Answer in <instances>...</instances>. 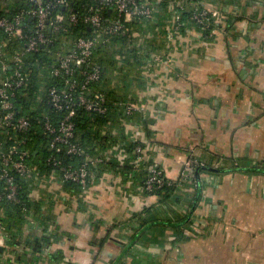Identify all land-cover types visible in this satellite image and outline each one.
Instances as JSON below:
<instances>
[{
    "label": "crops",
    "instance_id": "obj_1",
    "mask_svg": "<svg viewBox=\"0 0 264 264\" xmlns=\"http://www.w3.org/2000/svg\"><path fill=\"white\" fill-rule=\"evenodd\" d=\"M205 3L220 11L212 40L194 29L175 37L160 50L167 64L144 67L133 86L151 136L125 124L169 179L189 154L210 163L196 189L185 183L183 200L164 204L132 173L105 171L80 192L42 180L31 195L52 203L55 225L26 223L0 264H264V0ZM117 144L121 164L131 155Z\"/></svg>",
    "mask_w": 264,
    "mask_h": 264
},
{
    "label": "trees",
    "instance_id": "obj_2",
    "mask_svg": "<svg viewBox=\"0 0 264 264\" xmlns=\"http://www.w3.org/2000/svg\"><path fill=\"white\" fill-rule=\"evenodd\" d=\"M177 1L182 2V5L176 7L182 21L179 31L186 33V30L194 29L201 38L209 41L212 40L211 31L218 27L220 23L216 22L214 17L204 20V23H197L191 18V14L202 10L206 6V1L217 4V7H222V5L228 3H233L236 6L238 3V0ZM168 2L169 0H160L157 4L160 9L159 21L152 22L149 18L144 17L125 21L124 25L129 30L132 29V31L130 30L131 36L123 33L100 35V39L88 59L89 65L99 66V78L92 82L88 89L83 91V94L86 98L91 99L95 92L102 93L105 96V111L104 113L87 111L82 104L74 103V114L71 116V120L74 122V140L78 142L83 150L80 154L70 155L64 153L63 150L55 152L54 148L50 147L52 137L43 130V121L44 117L48 116L52 122L56 123V120L65 113L63 109H55L47 95L50 86L57 88H63L64 86L62 80L52 74L56 52L67 51L72 46L74 38L89 36L92 34V30L80 21L67 24L66 30H59L54 33H51L47 28L45 32L49 33L53 39L49 45L41 47L37 52L23 51L21 53L29 76L27 83L16 90L14 112L16 116L27 117L30 127L25 133H18L17 135L24 134L26 136L25 145L29 150V161L35 166L37 175H49L54 172L57 178L61 179L62 170L60 167L47 163L46 158L52 153L61 159L62 164L72 162L74 165L81 163L89 156L94 158L95 162H88L89 175L85 187L91 182L92 176L95 180L100 176L99 174L105 171L132 173V176L138 180L142 188L144 187V181L149 174L148 168L153 163L142 158L138 161V166H134L137 155L142 156L140 153H135L134 149L137 145L143 148L144 144L139 140L133 141L128 138L125 133V124L140 123L146 135L151 136L150 125L152 120L138 109H133L131 112H124V109L126 104L137 101V94L134 92L133 86L137 85L139 88L142 86L143 82L140 76H142L141 73L144 67L151 69L148 65L152 63V53L160 52V50L171 46L166 45L160 29L161 23L170 17V12L167 10ZM67 5L72 6L80 17L90 13V8L95 9L98 7L94 0H67ZM29 6V0H0V16H12L19 10ZM57 10L63 13L67 12V9L61 6L53 8L52 12L54 13ZM103 15L108 21H111L116 18V11L104 9ZM223 21L225 22L226 31L229 32L234 29L232 25L235 17L227 13ZM24 24V29L28 33H33L34 19L26 17ZM151 32L153 33L152 36ZM0 41H5L2 42L3 49L7 52L21 51L23 40L5 37L1 28ZM89 65L85 68H89ZM5 72L9 73L10 69H6ZM13 135L10 132L7 133L4 137L5 143H11L14 139ZM117 141H122L131 155L121 164L116 160L114 154L109 152L112 144ZM209 166L210 163L204 162L199 171H209ZM34 173L32 178L36 176ZM163 178V182L158 186L154 184L155 186L150 192L144 188L143 190L157 195L159 201L164 204L182 201L185 193L181 194L179 192L185 183L180 182L178 179H169L166 176ZM20 183L22 187L19 202H0V210H2L3 215L0 216V221L4 223L9 235V239L6 241L8 247L21 245L23 242L21 231L26 223L32 225L31 221H37L44 229L55 225V215L50 211L52 203L45 201L44 197L35 198L30 193L32 187L36 184L35 181L31 178H22ZM61 184L66 191L71 192H80L85 188L78 182L62 181ZM196 193L191 197L192 201L195 199ZM152 220L153 218H151ZM56 239L57 236L51 235L43 237L45 242ZM57 254V257H61L59 253Z\"/></svg>",
    "mask_w": 264,
    "mask_h": 264
},
{
    "label": "built area",
    "instance_id": "obj_3",
    "mask_svg": "<svg viewBox=\"0 0 264 264\" xmlns=\"http://www.w3.org/2000/svg\"><path fill=\"white\" fill-rule=\"evenodd\" d=\"M97 8H90V13L78 16L72 6L67 5V0H29L30 6L19 10L12 16H0V28L7 38L22 39L21 51L7 52L3 49L0 41V202H19L21 193L20 179H29L36 184H42V180L51 182L71 181L78 182L83 187L86 185L88 173V162H95L94 158L86 157L81 163L74 165L69 162L62 164L61 159L55 154H50L46 160L48 164L59 166L62 170L61 179H58L54 172L47 175H37L35 166L29 161V150L26 147V136L18 133H25L30 127L28 118L16 116L14 112V98L18 87L25 85L28 81L29 72L26 69L22 52H37L41 47L49 45L53 41L51 33L59 30H66L67 24L82 22L92 30L89 36H77L72 42V46L65 52H56L54 58V68L52 74L63 82V88L50 86L48 97L51 105L55 109H63L65 113L52 122L48 116L44 117L43 130L50 135V147L55 152L63 150L64 153L74 155L80 154L83 150L78 142L74 140V122L71 116L74 114V103L82 104L85 110L104 113L105 96L100 92H95L93 98H86L83 94L92 82L99 78L100 68L98 65H89L88 59L96 47L101 34L113 35L123 33L131 36L130 30L124 22L132 18H149L152 22L159 21L158 14L160 0H94ZM182 2L169 0L167 10L170 12L169 19L161 23L162 36L166 45L173 42L175 37L180 36V26L182 21L176 7ZM182 5V4H181ZM63 7L66 13L60 10L52 12L53 8ZM92 9V10H91ZM104 9L115 10L116 18L108 21L103 15ZM220 11L214 7L204 6L202 10L193 12L191 18L197 23H204L208 18H218ZM34 19V31L28 33L24 29V19ZM188 30H186L187 33ZM184 33V34H186ZM151 64H167V59L163 53L155 52L151 55ZM89 65V68H85ZM10 69L9 73L5 70ZM3 74V75H1ZM136 109L135 103H128L124 112H131ZM12 133L13 141L5 143L7 133ZM3 136H2V135ZM133 141L137 140L131 138ZM116 157L124 159L126 153H122L119 144L113 145L111 151ZM137 155L134 166H138V161L143 158V148L139 145L134 149ZM204 162L192 154H189L184 161L178 180L182 183H189L193 187L198 185L195 179V171L203 166ZM149 174L144 181V189L150 192L154 184L160 185L165 176L160 166L155 164L149 166ZM35 172V173H34ZM36 174L32 178V174ZM31 193V192H30ZM0 216L2 210H0ZM9 235L5 225L0 221V245H6Z\"/></svg>",
    "mask_w": 264,
    "mask_h": 264
},
{
    "label": "water",
    "instance_id": "obj_4",
    "mask_svg": "<svg viewBox=\"0 0 264 264\" xmlns=\"http://www.w3.org/2000/svg\"><path fill=\"white\" fill-rule=\"evenodd\" d=\"M199 168H200V167H198V168L196 169V171H195V175H197V173H198V171H199ZM3 250H4V245H0V255H2Z\"/></svg>",
    "mask_w": 264,
    "mask_h": 264
}]
</instances>
